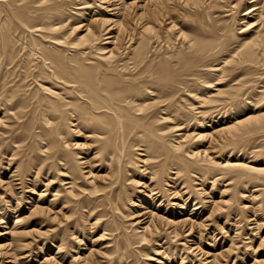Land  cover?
<instances>
[{
	"label": "bare ground",
	"instance_id": "6f19581e",
	"mask_svg": "<svg viewBox=\"0 0 264 264\" xmlns=\"http://www.w3.org/2000/svg\"><path fill=\"white\" fill-rule=\"evenodd\" d=\"M0 264H264V0H0Z\"/></svg>",
	"mask_w": 264,
	"mask_h": 264
},
{
	"label": "rangeland",
	"instance_id": "374dc122",
	"mask_svg": "<svg viewBox=\"0 0 264 264\" xmlns=\"http://www.w3.org/2000/svg\"><path fill=\"white\" fill-rule=\"evenodd\" d=\"M6 223V222H5ZM5 226V225H4ZM7 226V225H6ZM9 226V225H8ZM219 239H222V237H219ZM41 257V256H40Z\"/></svg>",
	"mask_w": 264,
	"mask_h": 264
}]
</instances>
